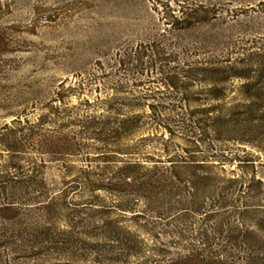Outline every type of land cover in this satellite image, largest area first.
<instances>
[{"label": "rangeland", "instance_id": "rangeland-1", "mask_svg": "<svg viewBox=\"0 0 264 264\" xmlns=\"http://www.w3.org/2000/svg\"><path fill=\"white\" fill-rule=\"evenodd\" d=\"M222 245L264 264V0H0V264Z\"/></svg>", "mask_w": 264, "mask_h": 264}, {"label": "trees", "instance_id": "trees-1", "mask_svg": "<svg viewBox=\"0 0 264 264\" xmlns=\"http://www.w3.org/2000/svg\"><path fill=\"white\" fill-rule=\"evenodd\" d=\"M190 10H193V9H190ZM188 131L190 132V129H188ZM119 135H120V133H117L116 136H119ZM102 142H104V141H102ZM12 149H13V151H17L13 147H12ZM120 176L123 177L124 179L128 178V176H125V174H123V173H121ZM185 181H187V180H185ZM95 189H99V187L96 186ZM109 189L112 190L113 188L110 187ZM225 248H226L225 245H222L221 248H219V249L217 247H216V249L215 248L213 249V246H207V247L191 246L188 249V252L184 255V264H217V263H220L223 261V255L226 254ZM227 257H228V255H227Z\"/></svg>", "mask_w": 264, "mask_h": 264}]
</instances>
